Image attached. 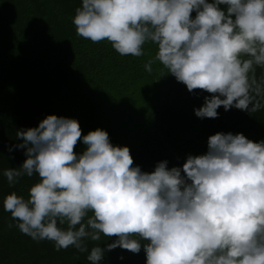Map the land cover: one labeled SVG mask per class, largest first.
<instances>
[{"label":"clouds","instance_id":"1","mask_svg":"<svg viewBox=\"0 0 264 264\" xmlns=\"http://www.w3.org/2000/svg\"><path fill=\"white\" fill-rule=\"evenodd\" d=\"M72 22L121 56L157 45L145 71L159 61L190 93H209L198 118H217L221 106L264 109V0H82ZM16 136L26 159L3 175L10 186L39 182L27 199L8 194L3 208L33 240L88 253L90 264L118 247L138 254L142 242L146 264H264V141L217 133L182 168L165 160L149 173L106 130L82 135L76 119L49 115ZM102 236L117 239L89 250Z\"/></svg>","mask_w":264,"mask_h":264},{"label":"trees","instance_id":"2","mask_svg":"<svg viewBox=\"0 0 264 264\" xmlns=\"http://www.w3.org/2000/svg\"><path fill=\"white\" fill-rule=\"evenodd\" d=\"M81 5L82 0H0V264H90L88 253L56 251L53 242L21 233L3 208L8 194L27 199L39 182L36 175L25 176L10 186L3 175L26 159L15 148L22 143L16 133L38 127L49 115L78 120L82 135L106 130L114 146L130 148L133 166L149 173L165 160L169 169L182 168L188 155L205 154L208 138L217 133L264 141V109L250 115L221 106L217 118L201 119L194 110L209 93H190L159 61L146 72L144 65L157 52L154 43H145L141 57L121 56L108 41L78 36L72 21ZM86 147L81 140L75 152ZM116 239L102 236L89 250ZM143 243L138 254L119 247L106 252L101 264H146Z\"/></svg>","mask_w":264,"mask_h":264}]
</instances>
